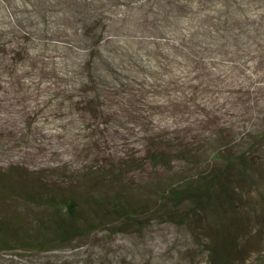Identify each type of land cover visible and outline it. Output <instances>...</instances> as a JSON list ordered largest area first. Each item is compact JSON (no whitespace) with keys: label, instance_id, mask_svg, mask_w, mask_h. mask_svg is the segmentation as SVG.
<instances>
[{"label":"rangeland","instance_id":"rangeland-1","mask_svg":"<svg viewBox=\"0 0 264 264\" xmlns=\"http://www.w3.org/2000/svg\"><path fill=\"white\" fill-rule=\"evenodd\" d=\"M263 127L264 0H0V264H44L59 247L57 264L86 260L96 247L68 245L99 224L137 222L155 202L175 222L113 236L97 251L102 262L264 264V179L251 192L258 237L212 240L226 238L212 191L226 188L227 170H247L243 156L264 132L246 135L241 150L228 140L204 157L194 150ZM155 151L169 161L152 163ZM170 166L188 172L142 185L138 199L121 196L128 172L144 182ZM199 181L206 186L188 194Z\"/></svg>","mask_w":264,"mask_h":264},{"label":"trees","instance_id":"trees-1","mask_svg":"<svg viewBox=\"0 0 264 264\" xmlns=\"http://www.w3.org/2000/svg\"><path fill=\"white\" fill-rule=\"evenodd\" d=\"M98 19V18H97ZM87 20V19H85ZM84 20V21H85ZM97 21V20H96ZM85 24V23H84ZM87 23L85 24V26ZM89 26V24L87 25ZM101 33L99 36H101ZM264 132V127L263 128H258V129H249L246 132H244L241 137L233 136L231 131L228 133H221L216 137H213L212 139L208 140L205 143V147L197 146L198 149H194L195 152L197 153L198 156L204 157V154L207 152L211 151V148L215 144H219L220 140L223 141H230L229 144H231L232 149L236 150H241L244 148V141L247 139L248 134L251 133H260ZM264 143V142H261ZM261 143L258 146V151H250V153H246L243 156V159L247 161V170H241L238 168L233 169L232 171L227 170L224 174L220 175V181L223 185H226V188L220 192H218V189H215L212 191V194L214 197H217L219 200L218 203V220L220 222V225H225L226 226V238H223L221 236H217L216 234L212 233V240H215L218 245L221 243H230L232 246L238 242H241L242 238L248 237L250 234H253V236L258 237L257 232L252 233V229L254 228L252 221H258L263 215H260V213L257 211L256 207L258 203H256L255 199H252L251 192L256 189L259 182L264 179V158H261L262 153L264 152V149H261ZM201 147V148H199ZM255 148V147H254ZM150 159L152 163L156 164L159 163V161L167 163L169 161V156L167 153L161 152V151H155L151 153ZM103 162H109L108 158L101 159ZM141 170H145L147 167L141 166ZM213 165L208 166L205 168L204 172L205 173H210L213 170ZM158 169H154L153 172H156ZM162 173L159 175L155 176L154 179L150 181H144V182H139L135 181L133 179V176L130 175L128 172L123 180V184H132V188H130L128 191L126 190L125 194H122V197L127 198H135L138 199V196L140 195L141 192V186L142 185H148L150 186L151 184L155 182H163L165 181L168 176H170L172 173H186L188 172V167L183 170H174L172 166H170L169 170L164 169ZM256 172L258 175L254 177L253 180V185L252 189L247 192L245 191L246 186L248 183L243 181V178L246 177L248 180L249 177H251V173ZM257 180V181H256ZM229 181H232V185H227ZM207 182L205 181H199L195 186L193 185H188L187 187V192L188 194L198 193L200 192L201 188L205 187ZM115 188H112L110 191H108L109 194L113 195L115 194ZM117 189V188H116ZM244 191L247 192L248 194L245 196ZM128 192V195H127ZM226 192V193H225ZM226 194L230 196L232 199V202L234 203L233 208H231L229 202L226 199ZM162 205L163 203L160 202H155L151 205V208H145L142 207L138 211V221L137 222H132L131 224H119V223H114V222H108L105 223L104 225L99 224L96 226V228H100L102 230L100 231H91L86 234L79 242L81 244H70L68 246H74V247H79L80 245L84 243H89L91 244L92 248L96 247L97 251L102 248H104L107 243H110L113 239V236L117 234H122V233H142L145 229L149 228L155 223L159 222H175V218H168V219H163L161 217V211H162ZM73 206V205H72ZM58 209L60 211H63L64 207L59 206ZM119 213V215H126L127 212H125L122 207H119V209H116L115 212ZM127 211V210H126ZM199 213H191L190 214V221H191V226H188L190 230V233L195 241L196 248L201 247V240L199 237H197V234L195 232V226L197 224V221L199 219ZM90 226V223L88 222L86 224V227ZM85 227V228H86ZM98 233H102L101 237H99ZM252 236V237H253ZM45 238H40L38 241H43ZM247 240V239H246ZM245 240V241H246ZM83 242V243H82ZM67 246V247H68ZM57 249H62V247L56 248ZM52 250V251H54ZM50 251V252H52ZM93 251L92 254L89 256L88 259L86 260H78L75 262V264H114L115 260L112 257L106 258V261L102 262L100 260V255L99 252ZM49 256H54V259L50 262H46L44 264H57L58 259L55 254H50ZM12 260V259H10ZM78 262V263H77ZM12 264H42L41 258L37 259H17L16 261L12 260Z\"/></svg>","mask_w":264,"mask_h":264}]
</instances>
